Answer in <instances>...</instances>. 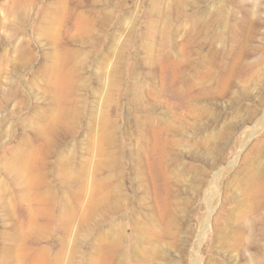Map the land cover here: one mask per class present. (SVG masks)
<instances>
[{
	"label": "rangeland",
	"instance_id": "obj_1",
	"mask_svg": "<svg viewBox=\"0 0 264 264\" xmlns=\"http://www.w3.org/2000/svg\"><path fill=\"white\" fill-rule=\"evenodd\" d=\"M264 0H0V264H264Z\"/></svg>",
	"mask_w": 264,
	"mask_h": 264
},
{
	"label": "bare ground",
	"instance_id": "obj_2",
	"mask_svg": "<svg viewBox=\"0 0 264 264\" xmlns=\"http://www.w3.org/2000/svg\"><path fill=\"white\" fill-rule=\"evenodd\" d=\"M263 120H264V116H261L253 127L252 135H257L261 132L263 128Z\"/></svg>",
	"mask_w": 264,
	"mask_h": 264
}]
</instances>
